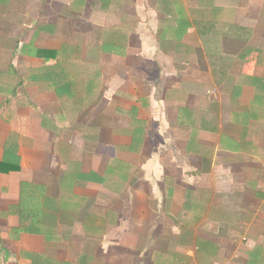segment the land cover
Segmentation results:
<instances>
[{"label":"crops","instance_id":"crops-1","mask_svg":"<svg viewBox=\"0 0 264 264\" xmlns=\"http://www.w3.org/2000/svg\"><path fill=\"white\" fill-rule=\"evenodd\" d=\"M0 29V264H264V0H0Z\"/></svg>","mask_w":264,"mask_h":264},{"label":"rangeland","instance_id":"rangeland-1","mask_svg":"<svg viewBox=\"0 0 264 264\" xmlns=\"http://www.w3.org/2000/svg\"><path fill=\"white\" fill-rule=\"evenodd\" d=\"M3 26H1L2 28V30L3 29H6V28H8V27H10V32H13V31H17V32H19V31H21V30H23L25 27H26V31H28V24H19V23H15V26H16V28L15 29H13L15 26H10V25H14V24H2ZM0 29V30H1ZM23 34H25V33H23ZM29 34V33H28ZM28 37V36H27ZM24 39V38H23ZM33 47V43H29V41H28V48H32Z\"/></svg>","mask_w":264,"mask_h":264}]
</instances>
